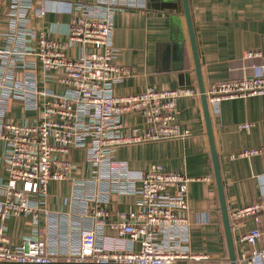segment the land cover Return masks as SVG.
Here are the masks:
<instances>
[{"label": "built area", "instance_id": "obj_1", "mask_svg": "<svg viewBox=\"0 0 264 264\" xmlns=\"http://www.w3.org/2000/svg\"><path fill=\"white\" fill-rule=\"evenodd\" d=\"M147 7L148 0H75L62 41L33 25L47 12L43 5L12 1L8 28L0 31V142L8 174L0 198V263L200 264L209 259L190 245L191 178L161 162L134 169L116 156L121 145L189 135L179 120L178 99L200 93L186 86L115 91V83L131 71L115 61V11ZM74 45L80 54L67 52ZM261 55L257 49L245 51L246 57ZM205 92L211 113H219L225 99L264 94V64L251 76L213 81ZM15 105L22 112L17 119L8 116ZM133 112L141 113L143 122L125 129L123 116ZM262 151L245 147L232 156ZM52 180L69 183L65 210L50 207ZM126 196L130 207L117 209L113 217L109 203ZM27 215L36 234L15 243L7 220ZM234 216L257 222L241 239L249 245V264H258L264 260V197L236 209Z\"/></svg>", "mask_w": 264, "mask_h": 264}, {"label": "crops", "instance_id": "obj_2", "mask_svg": "<svg viewBox=\"0 0 264 264\" xmlns=\"http://www.w3.org/2000/svg\"><path fill=\"white\" fill-rule=\"evenodd\" d=\"M12 1L0 0V31L8 28L7 13ZM73 1L36 0L47 12L43 17L34 18L33 25L52 37L66 40ZM189 5L205 86L220 79L255 74L258 65L264 64V0H189ZM179 37L182 38L180 56L173 51ZM113 39L118 47L116 63L127 65L131 70L115 83L117 93H137L148 87L199 89L183 0H148L146 9L116 10ZM247 49L260 50L262 55L246 57ZM67 52L78 55L81 48L69 46ZM178 109L182 126L191 130L189 135L121 145L116 156L129 160L134 169H146L152 162H161L189 176L191 248L209 255L200 264H225L229 252L200 93L181 96ZM8 116L22 117L19 105ZM211 116L237 264H249L245 258L249 245L241 235L257 222L252 216L237 219L234 211L264 197V94L225 99L220 112ZM123 119L125 129L143 122L141 113H125ZM247 121L253 122L249 130L239 127ZM245 147H263V151L251 156H232ZM4 150L0 142V198L4 197L8 175ZM77 153L74 151L75 159L80 161ZM49 193L51 208H67L62 203L69 193L66 180H52ZM129 199L126 196L123 202L114 199L109 203L113 217L117 216V209L130 207ZM6 224L15 243L36 234L30 215L11 216ZM258 264H264V260L260 259Z\"/></svg>", "mask_w": 264, "mask_h": 264}, {"label": "water", "instance_id": "obj_3", "mask_svg": "<svg viewBox=\"0 0 264 264\" xmlns=\"http://www.w3.org/2000/svg\"><path fill=\"white\" fill-rule=\"evenodd\" d=\"M183 4H184L185 15L187 18L189 37H190L191 47H192L194 61H195V70H196L197 79L199 83V90H200L202 105H203L204 114H205L206 123H207L208 135H209L210 144H211L214 171H215V177H216V181L218 185V192H219V198H220V207L222 211L226 239H227L229 260L225 264H237L238 257H237V252L235 248L234 236L232 232L231 216H230L229 209L227 207L225 191H224V186L222 182L221 169H220L219 159H218L217 150H216L215 142H214L212 116H211V112H210L209 105H208L207 95L205 92L206 86L203 80V75H202V70H201V62L199 58V52H198L197 41L195 37V30L193 26V20L191 16L189 0H183ZM181 41H182L181 37L177 38V41H175L174 43V49H173V51H175L177 55L179 56L181 53Z\"/></svg>", "mask_w": 264, "mask_h": 264}, {"label": "rangeland", "instance_id": "obj_4", "mask_svg": "<svg viewBox=\"0 0 264 264\" xmlns=\"http://www.w3.org/2000/svg\"><path fill=\"white\" fill-rule=\"evenodd\" d=\"M32 111H28V113H31Z\"/></svg>", "mask_w": 264, "mask_h": 264}]
</instances>
